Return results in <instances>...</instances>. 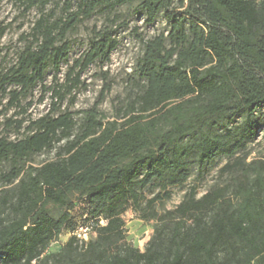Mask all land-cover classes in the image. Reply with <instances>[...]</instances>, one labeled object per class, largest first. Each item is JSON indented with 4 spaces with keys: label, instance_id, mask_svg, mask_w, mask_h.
I'll return each mask as SVG.
<instances>
[{
    "label": "trees",
    "instance_id": "obj_1",
    "mask_svg": "<svg viewBox=\"0 0 264 264\" xmlns=\"http://www.w3.org/2000/svg\"><path fill=\"white\" fill-rule=\"evenodd\" d=\"M13 1L24 11L35 8L39 17L11 61L0 43V116L8 130L0 134V264H33L79 223L96 227L98 237L86 250L89 257H69L68 264H252L260 258L264 160L247 163L239 153L260 129L264 0ZM122 6L147 25L162 17L168 30L138 34L142 52L131 79L138 92L120 116L109 119L98 108L111 89L107 82L78 120L69 105L87 86L83 73L110 61L117 49L118 29L129 23L119 22L118 12L110 16ZM96 13H106L109 23L94 27L88 46L72 58L71 34ZM6 28L0 26V39ZM38 88V101L49 97L50 107L33 117ZM240 113L245 118L237 123ZM52 150L54 158L32 162ZM220 156L230 159L220 173L235 175L232 189L218 185L197 197L192 187L143 251L97 250L123 238L122 214L129 207L155 218L156 203L170 198V188L184 184L194 165L200 175ZM148 187L159 191L147 197ZM79 200L85 207L76 221L72 210ZM49 203L63 209L59 217ZM77 241L71 236L68 245Z\"/></svg>",
    "mask_w": 264,
    "mask_h": 264
},
{
    "label": "rangeland",
    "instance_id": "obj_2",
    "mask_svg": "<svg viewBox=\"0 0 264 264\" xmlns=\"http://www.w3.org/2000/svg\"><path fill=\"white\" fill-rule=\"evenodd\" d=\"M130 6H122L114 11L110 18L115 13H120L122 20L128 21L129 25H122L118 29L117 37L119 45L111 55V59L104 64H92L82 75L86 82V87L83 86L76 93V101L69 105V110L74 112L75 118L80 120L82 110L92 107L101 96V91L105 83H112L111 89L106 91L104 100L99 104L98 108L102 114L109 119H115L120 116L121 109H125L128 102L133 99L138 92V86L133 83L132 74L134 73L135 63L142 52V43L138 34L150 37L158 32L167 31L168 25L166 21L159 17L154 25H147L141 15H137ZM39 17V12L32 8L24 11V6L13 0H0V26H6V31L0 39V43L4 49L2 55H8L7 61H11L16 57L17 50L23 46L21 36L23 33L30 31L35 20ZM106 13H96L94 16L81 23L77 30L71 34L73 40V49L71 52L72 58L77 57L87 46L94 27L100 29L108 24ZM65 69V66L63 67ZM62 76V74H61ZM107 77L105 80L104 77ZM52 73L48 75V81H51ZM35 102L29 109L33 117H37L46 112L50 107V98L46 97L43 102H39L40 96L39 88L35 90ZM67 107V102L62 106V109ZM2 106H0V110ZM13 110L6 114L10 115ZM245 118L243 113L234 117L237 123H241ZM4 115L0 116V134L4 130L1 121ZM260 122V129L254 141L248 143L247 148L240 152L239 155H246V162L249 163L254 160H264V104L258 108L256 118ZM14 137V136H13ZM56 150L45 151L36 154L32 157L34 164H40L46 160L54 158ZM227 156H220L213 162L206 165L202 174L199 173V165L196 164L192 168V174L189 179L182 185L171 187L172 194L170 198L157 202L155 211L157 215L153 219H144L142 210H136L129 207L127 211L122 214L124 221L123 238L117 240L111 246L107 244L96 246L98 251H107L109 254L114 253L118 247H133L140 250H145L149 240L155 235L157 229L164 225L167 212L173 210L185 197L186 193L192 188H196V196H202L206 191L214 186L231 185L233 187L235 175L220 173V168L229 161ZM157 191L158 187H148L144 190L147 197H152ZM85 207L84 200L78 201V205L72 210V215L76 221L83 218V209ZM48 210L55 217H59L63 209L54 203L47 205ZM101 224H105L102 220ZM96 226V225H95ZM71 232L64 230L50 245L47 247L39 260L33 264H68L69 257L81 259L89 257L87 248L93 243L97 237V229L88 236V239L77 241L72 246L68 245L71 238ZM116 240V239H115ZM109 247V248H108ZM252 264H264V254L254 260Z\"/></svg>",
    "mask_w": 264,
    "mask_h": 264
},
{
    "label": "built area",
    "instance_id": "obj_3",
    "mask_svg": "<svg viewBox=\"0 0 264 264\" xmlns=\"http://www.w3.org/2000/svg\"><path fill=\"white\" fill-rule=\"evenodd\" d=\"M94 232L93 226L89 223H79L77 227L71 232L72 236H75L79 241L88 239V236Z\"/></svg>",
    "mask_w": 264,
    "mask_h": 264
}]
</instances>
